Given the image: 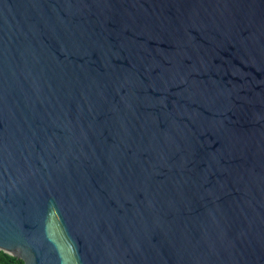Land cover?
I'll use <instances>...</instances> for the list:
<instances>
[{"label":"water","instance_id":"obj_1","mask_svg":"<svg viewBox=\"0 0 264 264\" xmlns=\"http://www.w3.org/2000/svg\"><path fill=\"white\" fill-rule=\"evenodd\" d=\"M0 251L264 264V0H0Z\"/></svg>","mask_w":264,"mask_h":264},{"label":"trees","instance_id":"obj_2","mask_svg":"<svg viewBox=\"0 0 264 264\" xmlns=\"http://www.w3.org/2000/svg\"><path fill=\"white\" fill-rule=\"evenodd\" d=\"M0 264H24L21 259L0 251Z\"/></svg>","mask_w":264,"mask_h":264}]
</instances>
